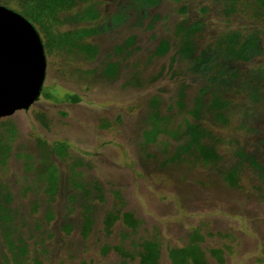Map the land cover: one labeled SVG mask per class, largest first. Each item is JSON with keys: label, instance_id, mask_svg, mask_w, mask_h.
Segmentation results:
<instances>
[{"label": "rangeland", "instance_id": "obj_1", "mask_svg": "<svg viewBox=\"0 0 264 264\" xmlns=\"http://www.w3.org/2000/svg\"><path fill=\"white\" fill-rule=\"evenodd\" d=\"M75 1L60 9L55 40L38 31L46 85L31 115L0 120L12 148L0 156V264H142L145 251L148 264H174L171 247L192 263L264 264V0ZM234 33L242 44L258 34L261 53L197 73L195 58L225 56ZM188 124L216 163L187 149Z\"/></svg>", "mask_w": 264, "mask_h": 264}, {"label": "trees", "instance_id": "obj_2", "mask_svg": "<svg viewBox=\"0 0 264 264\" xmlns=\"http://www.w3.org/2000/svg\"><path fill=\"white\" fill-rule=\"evenodd\" d=\"M160 1L161 0H146V5H144L143 7H144V9H146V7H148V6H155ZM19 2L23 8H20V9L13 8L12 9L10 6H8L4 2V0H0V5L6 6L12 10L18 12L22 16H24L26 19H28L36 27V29L38 31L41 30L43 32V34L41 32H39L40 35L41 34L44 35L47 39H49L50 42L55 40L54 36L56 33L54 32L53 29H54V24L59 23L58 13L60 12V9H63L64 6L66 7L65 9H70L76 4L75 0H67L65 3L60 1V0H19ZM60 3H61V6H59L57 8L56 6H58ZM204 10L208 11V8H206ZM181 11H182V13H186L187 8L183 7ZM86 16L87 17L89 16V18H91V19L98 17L97 12L92 8L86 12ZM124 19H125V17L123 16L122 20H124ZM122 20H120L119 17L117 18V21L120 23L122 22ZM202 26H203V23H201V22H197L196 24H193L192 33L194 32V30H200L202 28ZM88 32H89V34H91V33H94L95 31H88ZM190 33H191V31H190ZM243 42L244 43L242 44L241 34L240 33H234L233 35H230L228 37L227 43L229 44V48H226L227 52H226L225 56H223L222 52L220 51L221 47H218V49H215V50L208 49L200 57L195 58L196 59V64H195L196 72L197 73H204L205 71H209V70L213 69L215 66H217V60H219L221 56L226 57V58H228V57L234 58L235 57V58H240L242 60L249 61L253 56L261 53L260 52L261 50L259 49L260 38H259L258 34H253V35L249 36L247 38V40H245ZM188 44L194 45L193 38H192L191 42H188ZM221 44L222 43H220V46H221ZM239 44H241V47H240V49L236 50V46ZM168 45H169V43H168ZM76 46H78V45H76ZM169 47L171 48L170 45H169ZM86 48L90 53H95L97 50V48L95 46H89V47L87 46ZM193 51H194V49L188 50V49H186V46H183L181 48V51L179 52V54L182 55L183 58H189L192 56ZM161 53L162 54H158V55L164 54L163 52H161ZM117 69H118V67L116 64H111V67L109 69L110 75L117 76L118 75ZM219 69H217V70H219ZM220 71H221V73L225 72L224 69H221ZM262 74L263 73L261 72L260 76H262ZM233 75L236 77L235 72H233ZM253 90H254L253 97L254 98L258 97L259 94H258L257 87L253 86ZM49 96H51V95L49 94ZM74 98H75V100H73V101H75V102L78 101V99L76 100V96H74L70 100H72ZM155 102H156V100H154L152 103L155 104ZM196 111L198 112V110H196ZM46 116H47V114H45V113H39V116L37 117V119L40 121V124H42L44 126L47 124ZM11 121H12V119H10L9 124H7V126H6V128H7L6 132L9 133L10 135H13V134L16 135L17 130L14 127V125L11 123ZM0 127H3V124L1 122H0ZM188 129L190 130L189 134L192 137V141L188 143L187 149L190 148V146L195 144L197 149H199L200 155L202 158H204L205 162L216 163L217 160L219 159L217 157L218 154L209 145H204L201 143L202 135L200 137V133H199L200 131L197 130L196 125L188 124ZM3 140H5V139H3ZM8 142L5 141L2 144L0 143V145H1V147H0V154L1 155L0 156H2L4 158L3 163H6L7 159L9 158V156L11 154V151H12L11 150L12 149L11 148V142H9V143ZM204 147H206V149ZM242 155L245 156L244 153H242ZM125 217H128L127 220H125ZM4 218L7 222L12 221V217L10 216V214H7ZM112 218L114 220H117L118 214H117V216L115 214H112ZM124 221L127 222L128 224L133 225V226L139 225V223L130 214L124 215ZM90 226L91 225H89L88 221L83 224L84 229L85 228L89 229V228H91ZM202 239L203 238H200L198 240V242L200 243L202 241ZM153 246H154V249H155V247H157V249L159 250V255H160L161 251H160V248L158 247V244H155L154 242H151V241H147L145 243L146 250L151 249ZM176 249H179V251L182 252L183 257H179V252ZM182 249L171 247L169 249V255H170V257H172L171 259L173 260L174 264H191L192 263V260H190L191 255L189 253H186L185 249L184 250H182ZM146 253H147V251H145V253L142 255V261H141L142 264H148L149 263L148 262L149 255H147ZM192 264H210V263H208L207 260L200 259L196 262L194 261V263H192Z\"/></svg>", "mask_w": 264, "mask_h": 264}, {"label": "water", "instance_id": "obj_3", "mask_svg": "<svg viewBox=\"0 0 264 264\" xmlns=\"http://www.w3.org/2000/svg\"><path fill=\"white\" fill-rule=\"evenodd\" d=\"M46 72L45 46L36 27L0 5V120L38 100Z\"/></svg>", "mask_w": 264, "mask_h": 264}, {"label": "clouds", "instance_id": "obj_4", "mask_svg": "<svg viewBox=\"0 0 264 264\" xmlns=\"http://www.w3.org/2000/svg\"><path fill=\"white\" fill-rule=\"evenodd\" d=\"M46 81V80H45ZM46 84H44V86H45ZM43 89H44V87H43ZM42 92H43V90H42ZM41 95H42V93H41ZM41 95H40V97H41ZM40 97L38 98V100L40 99ZM37 100V101H38ZM36 101V102H37ZM35 102V103H36ZM34 103V104H35ZM34 104L29 108V109H27V110H19V111H17L14 115H12V116H10V117H7V118H11V117H13V116H15V115H18V114H20V113H24V114H26V113H28V115H27V117H29V115H31V112H30V110H32V108L34 107ZM34 118V117H33ZM40 122V121H39ZM38 124V123H37ZM37 124H35V125H37Z\"/></svg>", "mask_w": 264, "mask_h": 264}, {"label": "flooded vegetation", "instance_id": "obj_5", "mask_svg": "<svg viewBox=\"0 0 264 264\" xmlns=\"http://www.w3.org/2000/svg\"><path fill=\"white\" fill-rule=\"evenodd\" d=\"M78 98L76 97V100H77ZM73 100H75V98L74 99H72L71 101H73ZM78 101H79V99H78Z\"/></svg>", "mask_w": 264, "mask_h": 264}]
</instances>
